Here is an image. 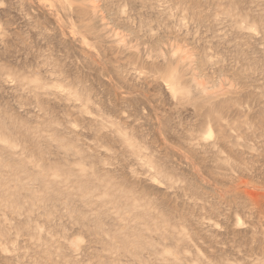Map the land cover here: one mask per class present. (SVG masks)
Segmentation results:
<instances>
[{"label": "rangeland", "instance_id": "1", "mask_svg": "<svg viewBox=\"0 0 264 264\" xmlns=\"http://www.w3.org/2000/svg\"><path fill=\"white\" fill-rule=\"evenodd\" d=\"M0 264H264V0H0Z\"/></svg>", "mask_w": 264, "mask_h": 264}]
</instances>
